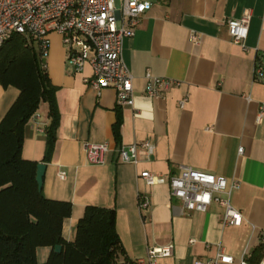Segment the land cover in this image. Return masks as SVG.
Listing matches in <instances>:
<instances>
[{"label": "crops", "instance_id": "crops-1", "mask_svg": "<svg viewBox=\"0 0 264 264\" xmlns=\"http://www.w3.org/2000/svg\"><path fill=\"white\" fill-rule=\"evenodd\" d=\"M244 15L249 22L243 48L231 41L225 21ZM191 31L199 35L198 44L189 40ZM49 40L44 62L59 114L55 139L44 160L50 119L43 102L24 127L21 155L45 165L46 198L71 204L63 238H74L77 220L92 205L115 212L118 263L145 264L148 250L168 248L155 264H192L213 258L217 245L236 262L247 259L264 239V0H152L123 43V60L133 75L131 106H118L111 88L97 94L84 84L89 65L75 72L59 35L51 33ZM147 70L176 84L150 98L144 92ZM17 95L16 88L0 84V120ZM145 141L153 147L150 155L141 152L135 165L119 161L120 145ZM104 142L109 150L103 164H89L84 145ZM182 165L239 182L231 196L242 215L239 226H222L216 204L205 212L185 211L167 184L148 186L137 177L142 171L173 175ZM143 196L148 206L139 211ZM49 253V247H37V263Z\"/></svg>", "mask_w": 264, "mask_h": 264}, {"label": "built area", "instance_id": "built-area-1", "mask_svg": "<svg viewBox=\"0 0 264 264\" xmlns=\"http://www.w3.org/2000/svg\"><path fill=\"white\" fill-rule=\"evenodd\" d=\"M152 0H0V46L13 35H20L31 42L38 53L41 67L49 52V35L56 33L66 52V59L75 72H81L86 64L91 73L82 77L84 84L97 94L111 88L115 92L118 106L133 104V75L127 68L123 56V43L134 35L142 15L151 8ZM249 16L225 21L227 32L233 43L244 48L243 41L248 33ZM189 40L199 43V35L193 31ZM260 66L255 72L261 73ZM145 94L159 97L175 85V81L145 73ZM187 96L178 101L182 108ZM35 115V114H34ZM261 119V113L257 122ZM149 142L120 145L118 159L122 163L135 165L141 152L150 155ZM109 150L108 143H86L85 158L89 164L101 165ZM238 147L237 153H242ZM63 179L65 173L58 172ZM148 186L167 184L169 194L181 202L185 211L205 212L211 204L221 208L222 226H239L241 212L231 203V196L239 187L236 179H226L210 172L180 166L176 174L161 176L142 171L137 176ZM148 206L147 197H139L138 210ZM168 248L148 250L145 264H155L159 255H167ZM138 263L144 264L142 260ZM262 262H260L261 264ZM122 264V263H117ZM192 264H250L244 256L235 261L221 245H217L215 256L206 261L194 260Z\"/></svg>", "mask_w": 264, "mask_h": 264}, {"label": "trees", "instance_id": "trees-1", "mask_svg": "<svg viewBox=\"0 0 264 264\" xmlns=\"http://www.w3.org/2000/svg\"><path fill=\"white\" fill-rule=\"evenodd\" d=\"M0 84L18 90L0 120V264H39L37 247L50 248L41 264H117L122 249L114 210L86 206L76 222L74 238L65 240L62 225L71 214V204L46 198L35 181L37 161L21 155L24 127L44 102L50 119L44 155V160L48 159L59 114L55 87L32 43L20 35H13L0 46ZM120 121L117 116L112 127L116 139ZM56 245L61 247L58 252L54 251ZM263 257L264 239L246 260L260 264Z\"/></svg>", "mask_w": 264, "mask_h": 264}, {"label": "water", "instance_id": "water-1", "mask_svg": "<svg viewBox=\"0 0 264 264\" xmlns=\"http://www.w3.org/2000/svg\"><path fill=\"white\" fill-rule=\"evenodd\" d=\"M44 171H45V165L43 163H37L36 171H35V181L38 189H41L42 187ZM60 249L61 247L59 245H56L54 247V251L56 252L60 251Z\"/></svg>", "mask_w": 264, "mask_h": 264}, {"label": "rangeland", "instance_id": "rangeland-1", "mask_svg": "<svg viewBox=\"0 0 264 264\" xmlns=\"http://www.w3.org/2000/svg\"><path fill=\"white\" fill-rule=\"evenodd\" d=\"M44 61H45V60H44ZM39 106H40V105H39ZM263 259H264V257H263ZM263 259H262V261H263ZM262 261H261V262H262Z\"/></svg>", "mask_w": 264, "mask_h": 264}]
</instances>
